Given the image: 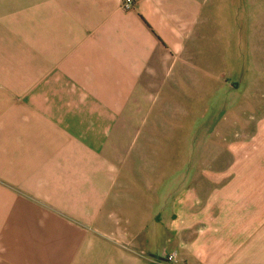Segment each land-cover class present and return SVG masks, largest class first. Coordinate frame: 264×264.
<instances>
[{"label": "crops", "instance_id": "0c3cea01", "mask_svg": "<svg viewBox=\"0 0 264 264\" xmlns=\"http://www.w3.org/2000/svg\"><path fill=\"white\" fill-rule=\"evenodd\" d=\"M123 1L0 0V264H264V81L236 160L165 156L188 102L238 95L220 36L264 60V0Z\"/></svg>", "mask_w": 264, "mask_h": 264}, {"label": "rangeland", "instance_id": "374dc122", "mask_svg": "<svg viewBox=\"0 0 264 264\" xmlns=\"http://www.w3.org/2000/svg\"><path fill=\"white\" fill-rule=\"evenodd\" d=\"M237 1L239 0H231L229 3ZM255 10L250 19L257 20L258 10ZM220 13L229 15L227 19H230L232 29L238 27L237 17L234 16L237 13L229 10L228 13L227 11H220ZM244 16H246L245 19H248L247 14H244ZM245 32H247L246 27ZM256 39L257 35L237 34L236 32L229 38L225 39L220 36V39H218L217 51L226 57L225 62L229 65L225 70L223 69L224 80L228 78V84L221 85H232L236 82L241 85V88L238 95L233 99L228 97L227 88L224 86L213 96L206 97L204 93L201 100L188 102V109L192 113L188 115L186 121L178 124L177 131L171 132L169 138L170 152L165 155L173 167L209 166L210 164L236 160L235 154L230 148L233 140L231 135L234 132L231 130H229L230 133L227 130L224 131L225 127L223 126L230 124L233 130L242 131L245 125H255L257 123L256 119L252 121V117L244 112L245 106L243 103L245 94L243 85H260L259 83L264 81V60L260 59ZM181 171L173 170L171 177L177 178ZM185 173H188V171Z\"/></svg>", "mask_w": 264, "mask_h": 264}, {"label": "built area", "instance_id": "2783aa9c", "mask_svg": "<svg viewBox=\"0 0 264 264\" xmlns=\"http://www.w3.org/2000/svg\"><path fill=\"white\" fill-rule=\"evenodd\" d=\"M134 0H124L123 1V4H122V7L124 10L126 11H130L134 8ZM164 260L166 261V263H174L176 262L177 260V254L176 253H173V254H170V255H165L164 256Z\"/></svg>", "mask_w": 264, "mask_h": 264}]
</instances>
